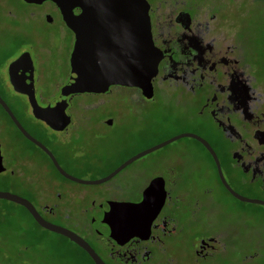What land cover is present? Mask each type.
Wrapping results in <instances>:
<instances>
[{
  "label": "flooded vegetation",
  "instance_id": "af4514ba",
  "mask_svg": "<svg viewBox=\"0 0 264 264\" xmlns=\"http://www.w3.org/2000/svg\"><path fill=\"white\" fill-rule=\"evenodd\" d=\"M259 1L253 7L264 14ZM145 2L150 37L159 53L149 86L142 90L113 83L103 91L68 94L63 108L67 119L55 121L56 127L36 118L28 94L13 89L9 82L8 64L20 56L18 73H14L22 75L25 86H32L35 102L45 106L58 95L68 77L74 34L51 0L31 2L44 8H37L31 16L56 23V28L64 29L71 39L64 58L65 79L54 95L43 97L37 92L36 82L51 74L47 69H54L57 63L53 48L31 51L20 41L13 52L5 54L2 66L14 91L13 99L9 101L0 90L1 99L24 131L44 145L67 174L97 179L119 167L99 182L64 176L0 104L12 128V137L9 133L3 136L15 143L8 165L9 158L0 149V181L6 185L13 182L14 193L29 200L46 220L80 236L104 264H234L228 248L244 258H255L253 264H264V15L259 19L256 13L252 23L250 17L244 20L242 7L235 19L223 15V2L228 5L225 0ZM72 12L77 14L81 8L74 7ZM38 66L41 71H36ZM121 102L127 109L139 106L163 110L161 127L146 126L149 139L160 143L171 137L163 138L162 129L175 127L174 135L187 132L201 137L216 160L207 145L193 136H181L189 139L146 156L144 152L132 157L137 152L127 151L120 143L109 151L95 147L97 141L111 139V131L125 124L114 120L111 109ZM216 161L228 187L221 181ZM216 189L225 198L223 219L234 216L233 229L226 232L223 219H215L211 207L217 202L213 196ZM142 199L138 217L125 212L131 221H117V217H124L118 210L119 202L137 203ZM243 201L262 208L245 210L240 204ZM109 205L106 221L104 211ZM241 228L245 234L237 237L235 233ZM53 233L69 248L52 255L53 264H95L77 243Z\"/></svg>",
  "mask_w": 264,
  "mask_h": 264
},
{
  "label": "water",
  "instance_id": "95a60500",
  "mask_svg": "<svg viewBox=\"0 0 264 264\" xmlns=\"http://www.w3.org/2000/svg\"><path fill=\"white\" fill-rule=\"evenodd\" d=\"M25 2L40 3L43 0H23ZM59 9L62 20L74 34L72 48L69 54L68 77L60 86L59 93L45 106L38 105L32 94V86H25V79L18 73L21 64L20 56L8 64L9 82L13 89L28 94L32 114L46 123L53 125L55 121L66 120L63 108L66 96L75 92L103 91L109 84L119 83L134 85L142 90L149 86V79L155 73L159 53L154 47L150 32L147 4L145 0H51ZM74 7H80L81 12H72ZM28 81V80H27ZM31 83V79L29 81ZM23 86V88H22ZM0 104L16 126L31 140L39 144L50 156L61 174L81 182H99L107 178L113 171L97 179H81L67 174L56 163L52 153L41 143L29 136L9 107L0 97ZM193 136L207 143L193 133H178L164 141L154 144L132 157L147 152L174 138ZM212 152L210 147L207 145ZM213 154V152H212ZM214 156V154H213ZM215 158V156H214ZM125 160L123 163L127 162ZM216 160V158H215ZM121 163V165L123 164ZM221 181L227 186L221 175L216 161ZM2 169L0 157V170ZM228 187V186H227ZM0 198L22 205L31 215L33 220L46 230L67 236L70 240L85 249L93 258L95 264H104L93 252L91 247L73 231L64 226L55 224L43 218L26 198L8 191L0 190ZM257 201L255 199H247ZM143 199L137 203L119 202L118 210H122L124 217H117L118 222L129 223L131 216L138 217L141 212ZM110 205L104 211V218L108 221Z\"/></svg>",
  "mask_w": 264,
  "mask_h": 264
},
{
  "label": "rangeland",
  "instance_id": "374dc122",
  "mask_svg": "<svg viewBox=\"0 0 264 264\" xmlns=\"http://www.w3.org/2000/svg\"><path fill=\"white\" fill-rule=\"evenodd\" d=\"M225 1L228 2V5L226 2H223L226 6L221 7V13L231 18H236V12L241 7L245 10L246 14L244 20L250 17V23H252L255 17L259 16L260 19L264 15L261 13V9L255 10L253 7L254 2L257 0H252V2H249V0ZM259 2L262 3L259 4V6H264V0H260ZM37 8H41V10L44 9L41 6L26 3L23 0H0V90H3V94L9 101H12L14 91L8 85L2 66L4 64L5 54L13 52L20 41L23 42V45L29 46L31 51H37L40 47L53 48L52 53L57 63L54 69H47L46 72H51V74L40 77L36 82L35 88L37 92L41 93L43 97L54 95L56 87L65 79L66 62L64 58H66L67 51L70 48L71 39L65 34L64 29L56 28V23L53 22L48 24L37 15L31 16L30 13H35ZM47 67L49 66L47 65ZM41 70L40 66H38L36 71ZM111 109L113 110L114 120L125 121V124L123 126H117L111 131V139L108 138L97 141L96 144H94L95 147L100 146L103 150L109 151L114 145L120 143L126 146L127 151L131 150L136 153L157 143V139L148 138L145 130L148 129L147 127H161L159 122L164 115L162 109L156 107L143 108L139 106H132L130 109H127L126 103L124 102L115 103ZM25 116L27 117L26 114ZM6 121H8V119L0 110V149L4 156L9 158V160H6V164L8 165L12 162L10 158L14 154L12 148L15 143L12 140L10 141V139L4 138L8 133L12 137L11 125L6 123ZM175 131V127L163 128L162 134L160 135L166 138L168 135H174ZM188 139V137L177 138L171 141L170 144H166L167 146L157 147L143 155H152L156 152L165 151V149L169 147L168 145H176L180 143V141ZM203 162H205L204 159H202V164ZM196 169L197 167L195 170ZM13 187V182L6 185L0 181V190L13 192L16 190V187ZM216 190L215 193L213 192V196L214 201L217 202L213 205L211 204V207L215 216L214 218L223 219V200H225V198L222 191ZM218 201L221 202L220 207ZM240 204L245 210H258L262 208V206L253 202L243 201L240 202ZM4 208L8 209L9 212L4 213ZM1 219L7 223H1ZM233 220L234 216L230 218V220L223 219L224 232L231 230V228L233 229V225L231 224ZM24 228L30 230L29 235H23L22 231ZM238 232L239 233L233 232V234L235 233L237 237L240 234H245L243 228ZM58 239V236L52 231L46 230L34 223L18 204L0 198V264H53L55 261L53 260V257H55L54 255L69 249ZM233 250L232 248H228V251L232 253L229 256L231 258L230 262L237 264V258L240 264H253L256 262L255 258H244L242 254L238 255V253H235ZM233 254L238 256H234ZM52 255L53 257H51ZM63 260H65V258H63Z\"/></svg>",
  "mask_w": 264,
  "mask_h": 264
},
{
  "label": "trees",
  "instance_id": "16d2710c",
  "mask_svg": "<svg viewBox=\"0 0 264 264\" xmlns=\"http://www.w3.org/2000/svg\"><path fill=\"white\" fill-rule=\"evenodd\" d=\"M3 211H4V213H8L9 212V210L8 209H6V208H4L3 209ZM4 219H8V218H4ZM7 223L6 221H4L3 219H1V223ZM34 222V221H33ZM35 223V222H34ZM22 233H23V235H29V233H30V230L28 229V228H24L23 229V231H22Z\"/></svg>",
  "mask_w": 264,
  "mask_h": 264
}]
</instances>
